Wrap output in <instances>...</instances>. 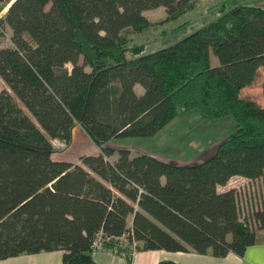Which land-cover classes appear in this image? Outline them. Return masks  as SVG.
Listing matches in <instances>:
<instances>
[{
  "label": "trees",
  "instance_id": "obj_1",
  "mask_svg": "<svg viewBox=\"0 0 264 264\" xmlns=\"http://www.w3.org/2000/svg\"><path fill=\"white\" fill-rule=\"evenodd\" d=\"M198 1L0 0V260L60 250L61 264H96L97 242L128 264L133 250L242 256L261 241L236 188L217 190L264 174V77L263 103L242 96L264 68L261 0H225L213 21L148 53L130 43ZM158 7L160 21L144 16ZM191 110L236 121L200 162L110 145ZM76 125L99 153L52 159ZM251 217L264 229V206Z\"/></svg>",
  "mask_w": 264,
  "mask_h": 264
},
{
  "label": "rangeland",
  "instance_id": "obj_2",
  "mask_svg": "<svg viewBox=\"0 0 264 264\" xmlns=\"http://www.w3.org/2000/svg\"><path fill=\"white\" fill-rule=\"evenodd\" d=\"M224 2L225 0H199L192 10L176 19L133 34L130 43L143 44V53L168 46L188 33L213 21L221 13L220 8ZM243 2L247 1L244 0ZM5 11L6 9H3L0 15L2 16ZM143 14L150 21L156 22L165 17L166 10L164 7H158L156 9L145 10ZM185 22L187 24L182 25ZM9 34V29H6L4 34L0 33V46H10ZM211 61L212 64L217 62L213 54H211ZM66 67L70 69L71 65L67 64ZM263 77L264 68H260L256 81L253 85L242 91V96L253 98L257 102L263 103L261 88ZM3 86L4 84L0 82V89ZM135 90L137 93H140V86L137 85ZM235 124L236 121L231 115L211 118L202 115L197 110L179 111L177 116L153 137L119 138L113 142H119L118 145L114 144V147L117 148L123 147L122 145H130L132 155L140 154L143 150H148L156 153L158 156L184 161L175 163H197L202 161L203 157L208 153L214 151L215 146L211 149L210 145L215 144L219 139L225 138ZM54 143L57 146V152L63 151L62 148L66 147L63 143H58V141H54ZM233 184H235L238 193L240 218H247L252 227L257 231L258 239L264 240V229H258L257 223L251 217L254 209L264 206V176L252 180V182H233Z\"/></svg>",
  "mask_w": 264,
  "mask_h": 264
},
{
  "label": "crops",
  "instance_id": "obj_3",
  "mask_svg": "<svg viewBox=\"0 0 264 264\" xmlns=\"http://www.w3.org/2000/svg\"><path fill=\"white\" fill-rule=\"evenodd\" d=\"M259 4L264 7V0H261ZM221 140L219 139L215 144L210 145L211 149ZM58 143L62 144L60 141H58ZM63 145L65 146L64 143ZM110 145L114 146V144L111 143ZM122 146L131 148L130 145ZM62 150L63 151L61 152H54L51 156L52 159L78 162L79 157L82 155H97L99 153V149L93 144L90 138L78 125H76L72 130L71 143L65 148H62ZM141 152L153 155L165 161L184 162L181 159H172L170 157L158 156L156 153L148 150H143ZM111 158H114V156ZM245 181L252 182V180L241 176H233L225 185L217 186V190L224 191L229 188H235V184H233V182L241 183ZM61 256L62 252L60 250L45 251L34 254H22L0 260V264H61ZM92 257L96 264H128V260L125 258V256L114 254L108 248L95 249L92 252ZM161 261H168L172 262L173 264H264V240H261L259 243L254 245L248 246L242 256L232 252L227 253L225 256L217 257L211 253L200 254L193 251L172 252L166 250H139L134 253L130 264H158Z\"/></svg>",
  "mask_w": 264,
  "mask_h": 264
},
{
  "label": "built area",
  "instance_id": "obj_4",
  "mask_svg": "<svg viewBox=\"0 0 264 264\" xmlns=\"http://www.w3.org/2000/svg\"><path fill=\"white\" fill-rule=\"evenodd\" d=\"M94 248H95V249H101V244H100L99 242L95 243V244H94ZM112 252H113V253H116V252H117L116 248H114V249L112 250ZM134 253H135V251L133 250V251H132V254L134 255Z\"/></svg>",
  "mask_w": 264,
  "mask_h": 264
}]
</instances>
